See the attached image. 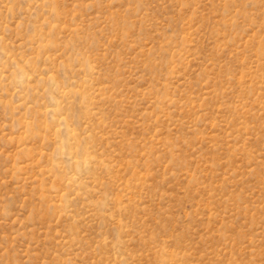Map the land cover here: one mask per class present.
<instances>
[{
    "label": "rangeland",
    "instance_id": "obj_1",
    "mask_svg": "<svg viewBox=\"0 0 264 264\" xmlns=\"http://www.w3.org/2000/svg\"><path fill=\"white\" fill-rule=\"evenodd\" d=\"M0 264H264V0H0Z\"/></svg>",
    "mask_w": 264,
    "mask_h": 264
}]
</instances>
